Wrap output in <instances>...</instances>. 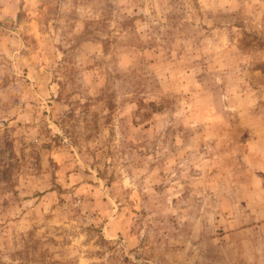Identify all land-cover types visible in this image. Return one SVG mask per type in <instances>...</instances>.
Instances as JSON below:
<instances>
[{"label": "rangeland", "instance_id": "374dc122", "mask_svg": "<svg viewBox=\"0 0 264 264\" xmlns=\"http://www.w3.org/2000/svg\"><path fill=\"white\" fill-rule=\"evenodd\" d=\"M0 264H264V0H0Z\"/></svg>", "mask_w": 264, "mask_h": 264}]
</instances>
